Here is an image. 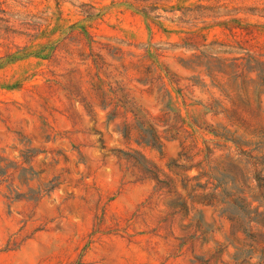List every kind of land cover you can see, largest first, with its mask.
<instances>
[{
  "label": "rangeland",
  "instance_id": "374dc122",
  "mask_svg": "<svg viewBox=\"0 0 264 264\" xmlns=\"http://www.w3.org/2000/svg\"><path fill=\"white\" fill-rule=\"evenodd\" d=\"M7 26L15 33L7 34ZM84 30L95 41L123 49L128 61L130 54L158 49L165 68L181 80L180 87L192 102L208 105L218 100L231 107L207 74H248L244 82L224 80L228 93L239 102L243 99L237 91L252 92L261 83L254 80L264 66L255 65L250 56L264 54V0H0V155L15 164L22 162L23 152L35 149L38 155L24 166L36 173L30 187L38 190L55 178L59 184L40 201L9 199V185L23 195H33L18 179L0 185V264H236L231 256L237 252L245 259L247 251L254 253L247 264H264L260 254L264 133H255L264 126V96L263 117L239 130L241 146L221 141L231 150L214 149L218 140L213 134L197 135L202 147L206 139L214 149L215 179L209 187L220 188L216 200L210 197L205 204L196 203L195 211L181 212L169 204L177 191L183 192L182 177L197 176L199 171L170 173V162L181 152L179 141L165 142L162 152L138 146L135 135L126 140L113 124L106 126L103 112L95 109L94 121L61 88H47L46 80L52 79L48 62L8 58L19 47L65 40L64 48L74 60L65 55L52 70L63 74L89 53L81 36ZM196 32L209 44L217 41L235 48H204L199 40L197 48L186 46V39ZM229 59H238L239 67H229L231 61H225ZM192 77H200L207 86L187 91L192 84L187 79ZM127 83L138 106L155 117L165 113L155 87L159 83L153 87ZM36 86H40L39 96L34 97ZM169 90L185 109L176 90ZM249 100L254 106L260 104L256 97ZM86 101L94 103L88 95ZM199 110L207 113L203 106L191 108L195 117H204L210 125L228 123L226 114L203 116ZM47 123L54 129L53 141L46 139ZM131 148L161 173L171 175L173 189H156V182L134 163ZM207 182L203 176L189 185L199 195L202 190L197 185ZM250 236L262 238L254 244Z\"/></svg>",
  "mask_w": 264,
  "mask_h": 264
},
{
  "label": "trees",
  "instance_id": "16d2710c",
  "mask_svg": "<svg viewBox=\"0 0 264 264\" xmlns=\"http://www.w3.org/2000/svg\"><path fill=\"white\" fill-rule=\"evenodd\" d=\"M8 22V21H4ZM75 29V28H73ZM7 34L15 33L10 27L4 29ZM74 31V30H73ZM86 42V46L89 48V53L85 54L81 62L72 69H65L63 74H55L53 67L64 60V56L70 58L69 61H73L74 57L70 55L64 48L65 40L58 42H51L45 44L32 43L31 46L25 48H18L17 53H10L8 58L11 60H25L29 58L39 59L40 61L48 62L47 69L52 76V79H47V88L54 87L61 88L67 95L72 97L71 99L78 103L82 107L87 116L91 117L95 121L93 112L99 110L104 113V124L106 126L114 125V130L121 134L126 140H131L135 135L137 137L136 144L138 146H146L162 152L165 149V142L179 141L181 144V152L177 160L171 161L169 164L170 173L179 176L178 172H188L196 169L199 171L197 176L182 177V190L186 192L177 191L175 200L170 202V207L178 208L180 211H189L191 209L195 211L196 203H203L211 197L212 200H216L215 193L219 191L220 187H209L211 180L215 179L212 173V157L214 155V149L223 147L227 150H231L227 145H222L221 141L225 143L233 142L237 146H241L240 139L238 137L239 130L243 127H251L256 120H260L263 117L262 114V100L264 96V71L258 74L257 80L254 83L259 84L252 92L246 91L241 88L237 91V97L243 99V101H235V97H232L228 93L227 84L224 80L233 82H244L245 79H249L250 76L244 72H232L225 71L220 74H207L206 76L212 80V85L218 88L227 100H229L231 107L225 108L223 103L218 100H214L208 105H203L202 102H192L184 92V89L180 87L181 80L176 79V74L172 73L165 68L162 63V55L158 52V49H146L145 55L130 54L131 59L128 61L126 52L121 48H114L111 44L102 43L94 40L86 30L81 34ZM197 40L201 41V47L220 46L227 49H234L235 47L229 43H218L217 41L207 43L205 36L196 32L190 35L186 39V46L197 48L195 45ZM34 41V40H33ZM200 46V45H198ZM70 55V56H69ZM250 59L255 62V65L264 66V54L259 53L257 58L250 56ZM231 61L229 67L238 68V59L225 60ZM73 64V63H72ZM256 70H251L253 73ZM43 75L46 72H42ZM183 79V78H182ZM129 82L137 81L145 86L153 87L159 83L157 87L161 94V101L164 104L165 113L161 116L155 117L148 111L138 106L131 96V89L129 88ZM68 83V87L64 85ZM187 81L191 85H187L185 89L195 87L197 85L207 86L206 83L200 77L188 78ZM259 81V82H256ZM177 86V88H175ZM43 87V86H42ZM172 87L178 93V98L182 99V105L185 109L181 108V104L174 100L172 92L169 90ZM40 86H36L32 90V94L38 95V89ZM162 92V93H161ZM91 97L93 104L91 105L86 101V96ZM253 95V96H252ZM251 97L259 99L260 104L254 106L250 102ZM247 99V100H246ZM191 101V102H190ZM196 106H203L206 112L200 111L203 116H207L209 113H213L217 116L220 113L226 114L228 123L218 124L213 126L203 117H195L192 114L191 108ZM222 108L221 112L218 109ZM186 110V113L183 112ZM120 122V124H117ZM47 132H50L49 136H46L48 141H53L54 129L45 124ZM101 134L100 132H97ZM205 133L213 134L218 142L214 143L216 147H211L209 140L204 139L203 147L197 140V135H205ZM256 134L264 133V126L259 127ZM204 138V137H203ZM133 151L132 157L134 163L139 167L143 175L147 179L154 180L156 182V189L167 188L173 189L175 180L169 174L161 173L158 167L148 160L141 152L130 149ZM38 155L35 149H28L22 153V162L20 163H8L5 158L0 155V178L4 182L10 180L15 181L18 179L21 185L26 186L28 193L33 194L30 197L28 194L23 195L17 191V188H13V185H9L10 191L9 199L18 200L20 198H27L28 200L40 201L46 195L55 191L59 184L58 179L51 180L47 185L35 190L30 187V183L35 179L36 173L32 168H25V165H29L34 157ZM191 162V164H188ZM182 176V175H181ZM206 176L208 182L205 186L197 185V188L202 190V193L195 195L196 188L190 187V182L200 180L201 177ZM220 181L219 179H217ZM198 198V199H197ZM203 200V201H199ZM191 207L190 208V203ZM209 202V201H208ZM212 203H208L210 205ZM238 234V233H237ZM243 234L247 235V231H243ZM251 243L259 244L262 236H250ZM238 243L246 242L236 237ZM247 241V240H246ZM217 245H221L217 242ZM222 246V245H221ZM229 245L225 246L228 248ZM249 247H253L252 244ZM239 252V251H238ZM218 253V251H217ZM220 253V252H219ZM249 253V257L245 259L236 252L231 257L236 264L250 263L249 259L253 258L254 253ZM261 256H264V248L260 252ZM223 263V262H221Z\"/></svg>",
  "mask_w": 264,
  "mask_h": 264
}]
</instances>
